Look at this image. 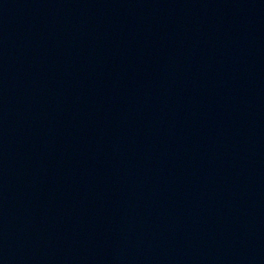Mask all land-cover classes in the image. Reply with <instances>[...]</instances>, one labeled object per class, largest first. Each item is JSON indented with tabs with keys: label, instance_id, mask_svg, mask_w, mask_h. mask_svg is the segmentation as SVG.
Segmentation results:
<instances>
[{
	"label": "water",
	"instance_id": "obj_1",
	"mask_svg": "<svg viewBox=\"0 0 264 264\" xmlns=\"http://www.w3.org/2000/svg\"><path fill=\"white\" fill-rule=\"evenodd\" d=\"M0 264H264V0H0Z\"/></svg>",
	"mask_w": 264,
	"mask_h": 264
}]
</instances>
